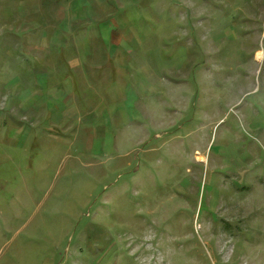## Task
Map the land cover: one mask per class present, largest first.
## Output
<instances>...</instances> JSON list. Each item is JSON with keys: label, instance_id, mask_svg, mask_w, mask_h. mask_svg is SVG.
Segmentation results:
<instances>
[{"label": "rangeland", "instance_id": "374dc122", "mask_svg": "<svg viewBox=\"0 0 264 264\" xmlns=\"http://www.w3.org/2000/svg\"><path fill=\"white\" fill-rule=\"evenodd\" d=\"M0 264H264V0H0Z\"/></svg>", "mask_w": 264, "mask_h": 264}, {"label": "bare ground", "instance_id": "6f19581e", "mask_svg": "<svg viewBox=\"0 0 264 264\" xmlns=\"http://www.w3.org/2000/svg\"><path fill=\"white\" fill-rule=\"evenodd\" d=\"M262 56H263V54L262 53H260L259 55H258V57L261 59L262 58Z\"/></svg>", "mask_w": 264, "mask_h": 264}]
</instances>
